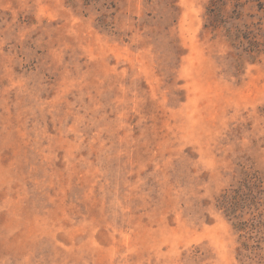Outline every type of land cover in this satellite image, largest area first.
Masks as SVG:
<instances>
[{"label":"rangeland","instance_id":"obj_1","mask_svg":"<svg viewBox=\"0 0 264 264\" xmlns=\"http://www.w3.org/2000/svg\"><path fill=\"white\" fill-rule=\"evenodd\" d=\"M224 2L0 0V264H264V0Z\"/></svg>","mask_w":264,"mask_h":264},{"label":"trees","instance_id":"obj_2","mask_svg":"<svg viewBox=\"0 0 264 264\" xmlns=\"http://www.w3.org/2000/svg\"><path fill=\"white\" fill-rule=\"evenodd\" d=\"M222 1H226V0H214V3H213V6H214V9L216 10V9H218L219 7H220V5H225L226 3L224 2V3H221ZM236 1H238V3H239V1L240 0H236ZM262 44H264V43H262ZM228 200H229V197L227 196V197H225L224 199H223V201L221 202V205L228 211V212H232V209H233V207H231L232 205H229L228 204ZM234 205V204H233Z\"/></svg>","mask_w":264,"mask_h":264}]
</instances>
